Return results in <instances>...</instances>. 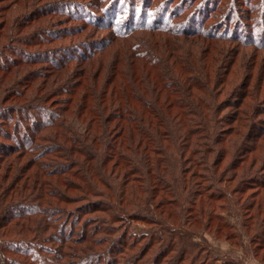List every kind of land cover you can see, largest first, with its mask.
<instances>
[{
	"label": "trees",
	"instance_id": "trees-1",
	"mask_svg": "<svg viewBox=\"0 0 264 264\" xmlns=\"http://www.w3.org/2000/svg\"><path fill=\"white\" fill-rule=\"evenodd\" d=\"M212 1L214 0H209V4ZM143 2L144 0H142ZM197 2L199 0H196L193 6ZM218 3L220 4L219 0H216L210 8L207 0H202L198 7L192 8L193 11H186L182 6L176 7L177 13L171 12L168 7L164 8L163 5L160 6L161 4H159V8L153 13L146 10L149 14L154 15L152 20H144L143 24L138 26L120 28L121 31H127L119 32L109 41L111 45L108 46L105 43H99L100 45L92 47L91 43H85L82 46L75 47L76 49L73 52L69 49H61L51 54L45 52V54H48L46 56H41L43 53L40 52L32 54L24 50L23 58L20 56L22 59L15 57L18 56V53L15 54V50H13L12 54L0 57V68L3 70H9L23 62V60L28 63L48 60L56 68H65L71 64L69 61L77 58V65L79 67L83 66L82 70L73 75V77H78H74L75 79L73 78L74 81L70 85L61 86L50 93L58 96L59 100L65 104L62 109L64 112L68 111L70 109L68 106L71 105L74 113L86 122L84 133H77L72 128L68 130L63 128L61 110L54 111L52 117H50V114L48 116L43 114L41 107L37 106L38 103H43L41 101L34 104L29 98L21 103L22 105L14 107L1 105L0 118L3 121L1 126L4 127L6 124L9 126L6 130L0 126L1 133L8 135L10 143H14L9 144L0 141V161L7 159L8 154L10 159L15 158L12 155L17 156L30 152L32 158L36 157L39 166L44 168V173L41 168H39V171L31 172L30 166L33 162L29 160L27 166H22V169L21 167L18 168L20 172L24 171L25 174L22 173V184L20 183L21 179L16 177L13 179L14 181L12 180L13 182L4 187L3 184L8 180L9 174L3 178V181L0 179V228L6 230L11 226L21 229V232L31 230L34 236L30 239L24 237L25 239L23 238L24 241L22 242L7 241L0 236V239H3V242L0 243V264H54L55 261L61 263L62 258L69 256L71 259L65 264H107L108 259L118 262V254L119 257L122 254V258H124L123 249L131 243L127 246L123 244L117 249L114 248L115 244L112 243L113 245L110 248L102 252L108 251L109 255L99 256L98 254L93 256V254H90L89 257H82L75 262L77 253H75V260L73 261L72 251L61 250L57 245L49 247L47 241L52 240L58 242V244L67 241L72 234L68 237L66 231L68 234L73 233V228L69 227L72 221L82 215L90 216L91 212L95 210L107 211V209L115 207L117 209L114 212L122 214H116V216L127 215V217H143L145 219L147 216H144L141 209L140 211L129 212L126 208V204L131 201L134 203L136 198V201L140 202L137 203V206L141 207L143 203L149 204L151 198V200H154L161 195L167 205L173 206L169 215H176L177 199L175 198V192L177 187L183 185L182 173L189 171L193 173L192 176L198 175L199 173L192 170V166L195 164L203 165L204 160L205 162L209 160L210 154L213 152L216 157L208 168L213 172V168L217 166L216 170H218V166L225 159L227 148L217 149L214 147L215 144H222L225 140L224 135L220 134L222 131L218 122L219 111L222 107L216 103L218 100L217 94L210 90V83L207 80V78L212 77L211 73L214 67L209 66L208 62L204 63V69L206 70H201L198 65L196 66L195 61L201 59V57L195 59L197 53L192 47L190 48L192 51L187 49L182 52L184 46L180 44V38H184L183 36L193 38L205 36V38L212 41L228 39L239 40L242 43L254 39L255 42H258L255 44L264 45V42H262L264 40V20L261 22L257 33H255L253 27L248 29L250 31H245L247 21L239 22L241 19L228 20L233 12V7L227 8L225 16L223 15L225 18L223 23L228 24V27L225 28L226 31H207L202 24L208 22L216 14L219 8V6L216 7ZM107 5L109 6L108 9L106 7L104 9L100 8V13L95 12L93 5L81 4L76 7L82 14L80 17L82 20L95 25L106 24L108 21L109 27L114 28L116 27L114 22L118 21L117 18L121 11L112 8L114 5L113 0H107ZM251 5L249 4L250 7ZM208 8L210 9L206 12ZM60 9L61 11L64 10L58 6L47 9L42 14L52 10L60 11ZM111 10H114V12L109 16ZM244 17L242 16V18ZM197 19L198 21L201 19V22L199 21L201 24L199 27L191 29L189 26L196 23ZM128 21L130 22V18L125 20L124 24L128 25ZM230 23H234L232 30ZM141 26H145L147 31H152V34L162 32L165 37L157 34L153 43L150 39H147L146 43L129 36V33L141 28ZM234 32L235 34H233ZM239 35L243 37H238ZM35 37L34 39H39L37 35ZM247 37L250 40H246ZM120 38H123L133 56L129 57L128 54L126 55V51L124 52L119 48L111 52V54L115 53L112 60H107L104 57V60L98 59L96 61V66V62L93 65L90 63L96 60L95 56L98 54H104L107 47L118 42L122 43ZM18 40L24 44L29 39L25 37ZM30 40L34 41L33 39ZM138 42L140 44H137ZM4 53L0 51V55ZM31 54L36 56L31 58ZM8 56L14 60L13 63L7 61ZM169 57H171V60H167ZM106 60L110 63L105 64L104 61ZM210 62H213V57ZM104 69H106L104 81L100 85V76ZM214 72L217 73V70ZM187 74H191V76H187ZM114 84L115 86H113ZM192 88L201 90V93L192 91ZM237 104L238 110H240L242 102ZM31 110H38V113L35 115ZM249 110L246 108L242 113H247ZM38 115L44 116V121L40 122L42 119L38 120ZM238 115L239 113L235 115L234 120L237 121ZM26 118L29 119L30 124L25 128L22 127L21 122ZM228 124L230 125L231 122ZM49 128L55 129L57 133H46L45 130ZM60 128L63 129L59 130ZM227 130L229 135L231 133L237 136L240 134V129L237 132H232L234 129ZM254 130H257V134L264 135V125L257 126ZM38 140L41 142L35 143ZM256 140L257 138L253 137L251 142L248 141V145H252H247L245 153L256 150L254 146ZM196 142L205 147L203 151L195 150V147L191 151L192 144H196ZM38 144H40V155L37 153ZM240 149H243V146ZM224 150L225 153L223 154ZM190 151L195 154L202 153L200 159L194 158V165L185 163L187 152ZM245 153L242 154V159H236L232 164L238 165L239 161L244 162L246 160ZM78 155L82 156L83 159L81 160ZM47 156L60 159L48 160L50 165L43 166L45 162H40V158ZM188 158L191 161L192 156ZM66 159L69 161L68 164L63 163ZM250 168L252 169L253 166ZM250 168H248V173ZM227 170L221 172L220 178ZM87 172L91 173V178ZM259 172L256 171L251 174L247 183L249 185L259 184V187L264 188V173L260 175ZM64 173L70 174L73 178L89 181L87 182L88 186L79 188L89 193H100L101 199L94 202L88 200L78 210L54 205L51 200L53 202H68L58 190V184L62 181L51 186L48 185L47 178L57 176V174L61 176ZM108 176H112L114 180L117 179L115 183L119 184L118 186H121L123 191L120 195H118L119 189L116 186H112L113 192L110 191L113 195H108L106 191L95 188L97 184H95L94 178L108 186L110 185ZM199 176L201 179L197 180L198 182L195 184L197 185L195 195L196 197L200 196L198 200H211V198L217 197L213 191H209L211 190L210 186L215 184L214 174H199ZM203 179L209 181V185H201ZM241 180L245 182V178ZM185 181L187 187L189 183L192 184V180H189L188 177H185ZM74 184L79 183L76 181L71 183V185L76 186ZM241 188L243 189V186ZM194 191L193 193L191 191L189 194L187 193L184 199L189 197L190 201L193 200L191 197H193ZM114 194L118 196V200L115 199ZM103 195L106 196V199L103 198ZM255 203L256 201L253 202V207ZM149 219L153 220V217ZM14 220H17L19 224L15 225ZM81 221L82 219L79 222ZM173 227H176L173 238L157 236L159 233L151 235L147 246L136 252L134 257L131 255L126 258V261H123L122 264H128L129 260L132 261V259L134 260L132 261L133 264H144V262H141L142 258L155 241L159 242V245L153 251L157 250L158 253L161 251L163 254L168 247V244H166L168 242L169 250L176 253L171 259V264H180L187 257L186 264H192L193 262L196 264L198 256L193 253L192 249L188 250L186 248V241L183 240L184 237L191 238V236L186 234L184 229L177 226ZM106 228L101 230L104 231ZM161 229L166 231L168 228L162 227ZM168 230L171 231V229ZM83 239L94 240L97 244H102L104 241L87 237L75 240L84 241ZM180 241L184 243L183 248H178ZM118 242L120 241H117V244ZM45 251L49 255L46 256ZM15 254L23 255L24 258L16 257Z\"/></svg>",
	"mask_w": 264,
	"mask_h": 264
},
{
	"label": "rangeland",
	"instance_id": "rangeland-1",
	"mask_svg": "<svg viewBox=\"0 0 264 264\" xmlns=\"http://www.w3.org/2000/svg\"><path fill=\"white\" fill-rule=\"evenodd\" d=\"M195 1L196 0H144V4L142 0H113L114 5L112 8L119 9L121 13L117 18L118 21L114 22L116 27L112 28L109 27L108 21L106 24L95 25L89 21L82 20L80 18L82 14L76 7L77 5L79 7L81 4L93 5L95 12L100 13L102 8L104 9L106 7L108 9L107 0H0V51L5 52L0 55V57L6 54H12L13 50H15V54L18 53V56L15 57L23 58L24 50L32 54L34 52H40L43 53L41 56H46L48 54H45V52L51 54L61 49H69L73 52L74 49H76L75 47L82 46L85 43H91L92 47L100 45L99 43H105L106 46H108L109 44L111 45L109 41L119 32L122 33V31H127H121L120 28L125 29L123 28L124 26H138L143 24L144 20H152L154 15L149 14L146 10L153 13L157 11V8H159L158 5L161 4L160 6L163 5L164 8L168 7L170 11L174 13H177L176 7L180 6L184 7L186 11H193V9L196 6L198 7L202 2V0H199V2L193 6ZM215 1L216 0L209 4V0H207L210 8ZM219 2L220 4L218 3L216 6H219L216 14H214L208 22H203L202 24V26L206 27L207 31H226L225 28L228 27V24L226 22L223 23L225 20L223 15L225 16L228 10L227 8L230 9L233 7V12L228 20L234 21V19H241L239 22L247 21L245 31H250L248 29L253 27L255 33H257L261 22L264 20V0H219ZM74 3L77 5L75 4L73 6ZM249 4H252L251 7ZM58 6L64 10H52L42 14L43 11ZM210 8L206 9V12ZM113 12L114 10H111L108 15L111 16ZM242 16L245 17L242 18ZM129 18L130 22L128 21V25H125L124 21ZM199 21L197 19V22L191 24L189 27L191 29L199 27L201 24ZM233 26L234 23L231 24V30ZM38 32L44 36L41 37ZM151 32L152 31L149 30L147 31L145 26H141V28H137L129 33V36L137 40L145 41L146 43L148 41L147 39H150L153 43L155 41V35L157 34L158 36L165 37L162 32H157V34H152ZM35 34L39 39H34L36 38ZM233 34H235V32ZM25 37L29 40L33 39L34 41L27 40V42L23 44V42L18 40ZM183 37L184 38H180L179 41L180 44L184 46L181 51L184 52L187 49L192 51L190 49L192 47L197 53L195 59L201 57V59L195 61L196 66L198 65L201 70H206L204 69V63L208 62L209 66L212 65L214 67L211 73L212 77L207 78V80L210 83V90L217 94L218 100L216 103L222 107L219 111L218 122L221 127L220 130L222 131L220 134L224 135L223 138L225 139L224 143L215 144L214 147L217 149L227 148V154L223 163L218 166V170H216L217 166H215L213 172L210 171L208 166L209 164L212 165V161L216 157L214 152L210 154L209 160L206 162L204 160L203 165L199 166V164L193 163L194 158L200 159L202 157L201 152L198 154L191 152L193 148L195 147V150L198 151H203V148H205L199 142L192 144L190 148L191 151L187 152V161L185 163L187 165L195 164L192 166V170L195 173L201 175L214 174L216 178V180H214L215 184L210 186L211 190L209 191H213L217 197L211 198V200L205 199L204 201H199L198 197L200 199V196L196 197L195 195L197 186L195 184L198 182L197 180L201 178L199 174L192 176L193 173L188 171L182 173L183 185L181 184V186L176 188V215H169L170 209L173 208V206L167 205L161 195L154 200H151V198L149 204L143 203L141 207L137 206V203H140L136 201L137 198L135 199L136 202L134 201L133 203L131 201L129 204H126V208L129 212L136 210L140 211L141 209L144 216L148 217H145V219L143 217H127V215L116 216V214H122L118 212L115 213L114 211L117 209L115 207H111L107 209V211L95 210L91 212L90 216L82 215L80 218L73 220L70 224L69 227L73 228V233L68 234L66 231L68 237L72 234L71 238L67 241H63L60 244L52 240L47 241L49 247L57 245L61 250L72 251L73 261L75 260L74 255L77 253L75 262L79 261L82 257H89L88 255L90 254H93V256L98 254L99 256L104 254L109 255L108 251L102 252L110 248L113 244H115L114 248L117 249V247L120 248L123 244L127 246L131 243L128 247L123 249L124 258H122V254L121 257H119L118 254V262L108 259L109 262L107 263L122 264L123 261H126V258L131 255L134 257L136 252L145 248L151 235L159 233L157 236L161 235L162 237L173 238V232L176 230V227L174 228L173 226H177L180 229H184L186 231L185 233L191 236V238L184 237L183 240L186 241V248H188V250L192 249L193 253L198 256L196 264H264V188L259 187V184L249 185L247 183L250 179L248 177L254 172L260 171V175L264 173V135L257 134V130H254L257 126L261 127L264 125V45H257L255 43L258 42H255L254 39L250 40L248 37L245 39L250 40V42L243 43L239 40L228 39L212 41L205 38V36L195 38ZM238 37L243 36L239 35ZM188 39L190 40L187 42ZM120 40H122V43L118 42L115 45L113 44L107 47L104 54H98L95 56L96 60L90 63L93 65L98 59H103L104 57L107 58V60H112L114 57L113 54L115 53L111 54V52L119 48L124 52L126 51V55L128 54L129 57L133 56L131 50L123 41V38H120ZM2 42L4 43L3 45ZM140 42L137 44H140ZM262 42H264V40H262ZM142 46L144 47L143 44ZM32 54L30 56L34 58L36 55ZM166 55L168 56V53ZM212 57L213 62L211 63L210 59ZM76 59L69 61L71 64L65 68H56L51 65L48 60H38L31 63L24 62L23 60V62H20L9 70L0 68V111H2L1 105H11L14 107L16 105H22L21 103L30 98V101L34 102V104L40 101L43 102L42 104L38 103L37 106L41 107L42 113L47 116L50 114V117H52L54 111L58 109L61 110L63 116L62 126L64 129L68 130L72 128L77 133H84L86 127L85 120L79 118V116L74 113L71 105L68 106L70 109L64 112L62 109L65 104L59 100L58 96L51 94L53 93L52 91L57 90L61 86L65 87L70 85L72 81L78 77L74 76V78L73 75L82 70L83 66L79 67ZM107 60L104 61L105 64L110 63ZM167 60H171V57L167 58ZM7 61L13 63L14 60L8 56ZM96 65L97 62L95 63V66ZM105 70L106 69L101 73L100 85L104 81ZM216 70L217 73L214 72ZM187 76H191V74H187ZM113 86H115V84ZM191 90L201 93V90L199 91L194 88ZM238 102H242L240 110H238ZM43 108H45V110H43ZM246 108L250 110L247 113H242ZM31 111L35 115L38 113V110ZM238 113L239 118L236 121L234 119L235 115ZM37 118L38 120H40V118L42 119L40 122L44 121V116L38 115ZM22 121V127L26 128L30 124L27 118ZM40 122L38 121V123ZM229 122H231L230 125L228 124ZM1 125H3V121L0 118V126ZM1 127L4 130L9 128L7 124ZM227 129H234L232 132H237L240 129V134H238V136L234 135V133L229 135ZM45 131L49 134L57 133L56 130L52 128L46 129ZM253 137L257 138L254 144L256 150L245 153L248 141L251 142ZM0 141L9 144L14 143H10L8 135L2 134L1 129ZM40 142L39 140L35 141V143ZM39 145L40 144L37 145V153L40 155ZM67 145H69V143H67ZM251 145L252 144L248 146ZM241 146H243V149H240ZM224 153L225 150L223 154ZM244 153L246 154V160L244 162L239 161L240 163L238 165L232 164L236 159H242L241 157ZM14 156L15 158L9 159L10 156L8 154L7 159L0 161L1 181L9 174L8 180L3 184L4 187L13 182V179L16 177L21 179V184L23 183L24 171L20 172L18 168L21 167L22 169V166H27L29 160L33 162L30 166L31 172L39 171V168H41L44 173V168L39 166L40 164L37 163V158H32L30 152H25L17 156L12 155V157ZM78 156L81 160L83 159L82 156ZM189 156H192L191 161L188 158ZM54 159L60 158L53 156L41 157L40 162H45L43 166H46L50 165L48 164V160ZM251 162H253V164H251ZM63 163L68 164V159L64 160ZM251 166H253L252 169L250 168ZM227 167H229L228 170ZM248 168H250L249 173ZM225 170L227 171L222 178H220L221 172ZM30 171L29 173L31 174ZM87 174L91 178V173L87 172ZM108 177L110 181V185L108 186L94 178L93 180L95 184H97L95 188L106 191L109 195L111 194L110 191L113 192L112 186H116V188L119 189L118 195H120L123 191L121 190L122 187L115 183L117 179L114 180L112 176ZM185 177L192 180V184L190 185L189 183L188 187L186 186ZM243 178H245V182L241 180ZM59 181H62V183L58 184ZM75 181L79 184H74L76 186L71 185V183ZM47 182H49L48 185L51 186L57 183L58 190L65 196L68 202H53L51 200L54 205L78 210L88 200L94 202L101 199L100 193H89L79 188L81 186H88L87 182L89 181L73 178L70 174L64 173L61 176L57 174V176L48 177ZM202 182L201 185H209L210 183L204 179ZM17 183L19 184L18 181ZM242 186L243 189L241 188ZM190 191L191 193L194 191V194H192L193 197H191L193 200L191 201L189 197L184 199ZM114 195L116 197L115 199L118 200V196H116V194ZM103 196V198L106 199V196ZM254 201H256V203L253 207ZM150 217H153V220L149 219ZM81 219L82 221L79 222ZM13 223L15 225L19 224L17 220H14ZM105 227H107L106 230L102 231L101 229ZM162 227H167L171 229V231L168 229L165 231L161 229ZM122 235L124 236L122 237ZM0 236L7 241L13 240L17 242L24 241V237L27 239L34 237L31 230H24L21 232V229L11 226L6 230L0 228ZM81 237L104 241L102 244H97L94 240L83 239L84 241H77ZM117 241L121 243L118 242L117 244ZM2 242L3 239H0V243ZM192 243H194V245H192ZM166 244L170 247L168 242ZM158 245L159 242L155 241L150 248L148 247L149 251H146L147 253L142 258L141 262H144V264H171V259L176 253H173L168 247L164 250L165 252L163 254L161 251L159 253L157 250L153 251ZM183 246L184 243L181 242L178 248H183ZM44 253L46 256L49 255L46 251ZM15 256L18 257L19 255L15 254ZM19 257L24 258L23 255ZM187 258L180 264H186ZM70 259V256L64 257L61 259V263L65 264ZM132 261L134 260L132 259ZM132 261L129 260L128 264H133ZM61 263L57 261L54 262V264ZM192 264H195V262Z\"/></svg>",
	"mask_w": 264,
	"mask_h": 264
}]
</instances>
